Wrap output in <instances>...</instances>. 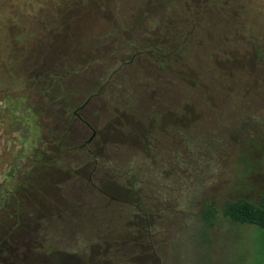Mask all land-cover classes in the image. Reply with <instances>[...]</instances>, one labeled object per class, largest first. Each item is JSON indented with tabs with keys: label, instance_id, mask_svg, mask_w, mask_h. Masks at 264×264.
I'll use <instances>...</instances> for the list:
<instances>
[{
	"label": "rangeland",
	"instance_id": "obj_1",
	"mask_svg": "<svg viewBox=\"0 0 264 264\" xmlns=\"http://www.w3.org/2000/svg\"><path fill=\"white\" fill-rule=\"evenodd\" d=\"M263 141L264 0H0V264H264Z\"/></svg>",
	"mask_w": 264,
	"mask_h": 264
},
{
	"label": "trees",
	"instance_id": "obj_2",
	"mask_svg": "<svg viewBox=\"0 0 264 264\" xmlns=\"http://www.w3.org/2000/svg\"><path fill=\"white\" fill-rule=\"evenodd\" d=\"M246 152L248 155L254 153L259 155L256 161H249L248 157H246L247 161H244L255 175L260 176L258 190L253 195H239L233 199L224 200L220 205V212L230 221L255 226L259 232L264 234V141ZM213 211L212 208H205L201 211L200 217L208 212L213 213Z\"/></svg>",
	"mask_w": 264,
	"mask_h": 264
},
{
	"label": "flooded vegetation",
	"instance_id": "obj_3",
	"mask_svg": "<svg viewBox=\"0 0 264 264\" xmlns=\"http://www.w3.org/2000/svg\"><path fill=\"white\" fill-rule=\"evenodd\" d=\"M89 140L87 139V140H85L84 142H88ZM84 144V143H83Z\"/></svg>",
	"mask_w": 264,
	"mask_h": 264
}]
</instances>
